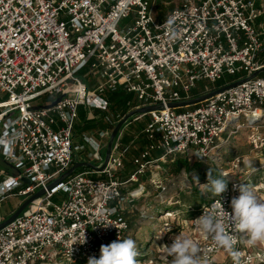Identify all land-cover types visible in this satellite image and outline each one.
Masks as SVG:
<instances>
[{"label": "built area", "instance_id": "obj_1", "mask_svg": "<svg viewBox=\"0 0 264 264\" xmlns=\"http://www.w3.org/2000/svg\"><path fill=\"white\" fill-rule=\"evenodd\" d=\"M156 2L0 0V94L8 95L0 102V136L19 133L11 151L0 147L2 159L18 171L4 175L0 198L18 194L26 199L45 189L0 229V264H87L90 257H100L101 245L125 239L130 229L126 206L134 207L146 194L141 176L149 170L151 185L166 190L162 165L178 156L209 160L245 128L254 149L264 146V76L196 106H167L192 98L199 87L212 91L226 75L243 79L264 67V0H184L162 15ZM120 89L135 93L137 107L164 104L147 114L133 172L126 179L119 175L132 148V143L122 144V130L103 170L77 171L48 189L75 155L86 152L85 145L74 143L80 108L89 118L97 110L106 112L105 121L117 123L120 115H113L109 97ZM46 95L53 100L42 103ZM111 132L83 137L90 145L88 161L102 163ZM231 164L238 171L240 158ZM241 178L225 177L226 192L201 206L191 220L195 227L194 220L219 199L232 212ZM197 230L202 264H234L230 252ZM84 232L86 243H76ZM243 235L237 234L235 244L240 264H264V245L256 250ZM222 251L226 255L219 262Z\"/></svg>", "mask_w": 264, "mask_h": 264}, {"label": "rangeland", "instance_id": "obj_2", "mask_svg": "<svg viewBox=\"0 0 264 264\" xmlns=\"http://www.w3.org/2000/svg\"><path fill=\"white\" fill-rule=\"evenodd\" d=\"M183 1L157 0L156 11L162 15L163 12L175 8ZM260 28L264 39V18L261 20ZM261 55L264 56V51ZM82 73L84 70L80 72ZM132 95L137 100L135 93ZM6 98H8L7 94H0V99ZM40 100L45 103L52 101L53 98L46 95ZM136 102L140 103L138 100ZM261 123L264 125V120ZM250 134V129H241L223 143L220 154L204 161V167L215 172L228 173L226 176L228 181L237 175L241 176L244 181L243 185L254 186L257 195L264 199V146L254 149L249 142ZM102 154L105 155V149ZM236 156L240 158L241 165L239 170L234 172L231 168V161ZM195 161L196 159L192 156H178L175 162L162 165L165 169L163 173L167 177V189L156 188L149 180L144 179L147 186L146 194L139 198L140 200L135 203L134 207H127L126 216L130 220L131 227L125 239L131 238L135 241L138 264H168V260L171 261L172 258H166L162 246H170L180 232L193 240L195 235L198 236V230L191 220L196 215L194 213L201 208L205 200L211 197V194L201 195L203 185L207 183L199 180L198 185L193 180V177H198L205 170ZM186 162L192 166L191 172L182 166ZM61 197L62 194H58L53 200L58 202ZM262 245L264 243H257L254 247L258 250L263 248ZM225 255L226 251H222L217 255L216 260L222 262Z\"/></svg>", "mask_w": 264, "mask_h": 264}, {"label": "clouds", "instance_id": "obj_3", "mask_svg": "<svg viewBox=\"0 0 264 264\" xmlns=\"http://www.w3.org/2000/svg\"><path fill=\"white\" fill-rule=\"evenodd\" d=\"M18 136L19 133L0 136V147L11 151ZM227 175L226 172H220L213 177L210 170L208 183L203 185L201 195L210 193L212 197H221L227 190L228 181L225 179ZM193 180L199 185L198 177H193ZM239 192V197L231 200V213L225 211L219 199L210 210H204L203 214L194 220L202 234L210 237L218 247L231 253L234 264H240V253L235 250L238 233L244 234L250 246L264 243V199L257 195L254 186L250 184L239 186ZM82 236V241L76 243H86L85 232ZM162 247L166 258H172L171 261L168 260V264H202L198 243L182 232L174 238L170 246ZM137 256L135 241L131 238L118 237L108 245H101L100 257H90L87 264H138Z\"/></svg>", "mask_w": 264, "mask_h": 264}, {"label": "trees", "instance_id": "obj_4", "mask_svg": "<svg viewBox=\"0 0 264 264\" xmlns=\"http://www.w3.org/2000/svg\"><path fill=\"white\" fill-rule=\"evenodd\" d=\"M261 76H264V73H262ZM239 78H240V76L226 75L222 79L218 80L213 86H211L210 90L225 86L229 83H232V82L238 80ZM205 92H206V90H204L203 87H199V89H196L192 92L191 97L193 98V97L202 95ZM6 100H7V98L6 99H0V102L6 101ZM109 100L111 102L110 110L112 111L113 115H115V116L120 115V118L118 120H120L129 111H131L132 109L136 108L139 105V103L136 102L137 100L134 98L132 93H128L122 89L113 93L109 97ZM185 108H179V110H183ZM97 114H98L99 119H97L98 117L88 118L87 112H85L83 109L80 108V110H79V116L80 117H79V120L77 121V123L75 125V129H74V132H75L74 133V143L76 145H78L77 143L79 141H81V140H82V142L84 141V139H83L84 134H87V133L88 134H94L95 130L96 131L97 130H104V129H110L111 131L113 130L116 123L110 124V123H107L105 121L104 115L106 114V112L97 110ZM148 121H149V116L144 115L139 119H135V120H132L131 122H129L127 125H128V127L131 125V127L125 128L127 126L126 125L122 131V136H121L122 144L127 145L128 143H130L133 140L134 135H136L135 133H142ZM108 140H109V138L107 139V142H108ZM204 161H206V160L197 159L195 161V162H198V164H197L198 166H201L205 169L198 176V179L204 183H208V172L210 170L208 168L204 167ZM74 162H76V161H74ZM194 164H196V163H194ZM182 166H184L187 170H189V172L192 171V166L190 165V163L186 162ZM84 170H91V169L80 168V169L76 170L75 172L84 171ZM211 172H212L213 177H216L220 173V172H215L214 170H211ZM26 184L27 183H24V186ZM211 198H212V196L209 199L205 200L204 203L207 202L208 200H210ZM199 210L196 211V213H194V214H198Z\"/></svg>", "mask_w": 264, "mask_h": 264}, {"label": "water", "instance_id": "obj_5", "mask_svg": "<svg viewBox=\"0 0 264 264\" xmlns=\"http://www.w3.org/2000/svg\"><path fill=\"white\" fill-rule=\"evenodd\" d=\"M264 73V67L258 69L255 71L253 74H251L248 77H245L243 79L236 80L232 83H229L225 86L219 87L217 89H213L212 91H209L207 93H204L202 95L182 100V101H177V102H170L167 104L168 107L170 108H185V107H190L194 106L220 92L226 91L244 81L250 80L256 76L261 75ZM59 100V99H58ZM56 103V102H55ZM54 103V104H55ZM164 108V104L159 103V104H154V105H146V106H141V107H136L129 111L126 115H124L115 125V127L112 130V134L109 136V140L105 149V155L103 158V161L100 165H95V163L90 162V161H76L73 163V165L67 169L64 173L60 175L55 181L51 182L48 185V189L53 188L55 185L61 183L68 177H70L72 174L75 173L76 170L80 168H89V169H94L101 171L105 168L106 164L108 163L112 150L114 148L115 141L120 134V132L124 129V127L131 122L132 120H135L138 117L147 115L149 112L154 111V110H160ZM28 184L30 183V180L26 181ZM45 193V189L42 188L38 190L36 193L32 194L31 196L27 197L24 199V201L20 204V206L12 212V214L5 220L0 222V229L3 228L5 225L9 224L13 220H15L20 214H22L36 199L42 197V195Z\"/></svg>", "mask_w": 264, "mask_h": 264}, {"label": "crops", "instance_id": "obj_6", "mask_svg": "<svg viewBox=\"0 0 264 264\" xmlns=\"http://www.w3.org/2000/svg\"><path fill=\"white\" fill-rule=\"evenodd\" d=\"M81 109H83L85 112H87V117L89 118V114L87 109H85L83 106L81 107ZM96 117H98L97 111H95ZM128 125L125 127L127 128ZM131 125L128 127L130 128ZM99 130H95L94 134H84L85 135H89V136H96ZM144 135L143 133H137V135H134L133 140L130 142L132 143V148L128 154V157L125 161V167L119 172V175L122 179H126L127 177H129V175L133 172L134 170V163L132 161L133 156L137 155L139 152V149L141 148V146L144 143ZM128 143V144H130ZM78 145L83 144L86 146V152L90 149V145L86 144L84 141L82 142L79 141L77 143ZM86 152H83L81 154H77L74 157V161H88V159L86 158ZM153 170H149L145 175L141 176V181L143 183H145L144 179H146L147 181L149 180L150 182V177H151V173ZM18 171L16 170V168H14L11 164H9L8 162L4 161L0 155V183L3 180V177L5 174H9L12 176L17 175ZM146 184V183H145ZM136 183H133V186H136ZM24 201V197L18 194H15L13 196L9 195L6 196L4 198H0V222L7 219L12 212H14L19 206L20 204ZM129 206V205H128ZM126 206V209L127 207ZM130 221V220H129ZM131 226V223H130Z\"/></svg>", "mask_w": 264, "mask_h": 264}]
</instances>
